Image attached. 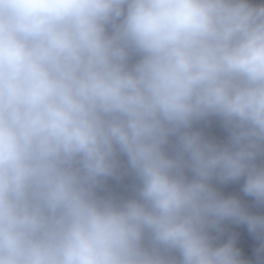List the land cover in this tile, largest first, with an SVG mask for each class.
Listing matches in <instances>:
<instances>
[{
  "label": "clouds",
  "instance_id": "obj_1",
  "mask_svg": "<svg viewBox=\"0 0 264 264\" xmlns=\"http://www.w3.org/2000/svg\"><path fill=\"white\" fill-rule=\"evenodd\" d=\"M241 180L264 205V0H0V264H250L228 223L264 264Z\"/></svg>",
  "mask_w": 264,
  "mask_h": 264
},
{
  "label": "water",
  "instance_id": "obj_2",
  "mask_svg": "<svg viewBox=\"0 0 264 264\" xmlns=\"http://www.w3.org/2000/svg\"><path fill=\"white\" fill-rule=\"evenodd\" d=\"M204 127V125H200ZM205 131L214 135L217 139L223 140L226 138V132L220 126L219 122L214 121L212 125L205 127ZM135 180L132 177L126 176L121 181L110 180L105 193H110L116 198L127 199L134 195ZM243 180L227 185H217L225 195L235 194L240 196L244 205L254 214L264 215V205H259L253 197L245 196L242 191ZM227 223V222H226ZM235 233L237 235V246L242 249V256L248 260L250 264H258L260 257L257 254V249L260 247L261 240L254 234L249 233L246 225H234L228 223V230L220 237V242L226 241L228 235Z\"/></svg>",
  "mask_w": 264,
  "mask_h": 264
}]
</instances>
